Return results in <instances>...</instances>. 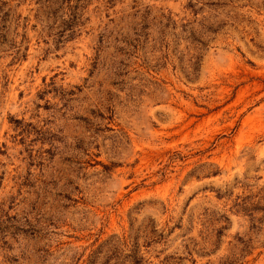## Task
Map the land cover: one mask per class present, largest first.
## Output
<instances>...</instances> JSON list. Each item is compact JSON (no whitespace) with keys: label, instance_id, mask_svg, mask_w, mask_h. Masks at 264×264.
Instances as JSON below:
<instances>
[{"label":"rangeland","instance_id":"374dc122","mask_svg":"<svg viewBox=\"0 0 264 264\" xmlns=\"http://www.w3.org/2000/svg\"><path fill=\"white\" fill-rule=\"evenodd\" d=\"M0 264H264V0H0Z\"/></svg>","mask_w":264,"mask_h":264}]
</instances>
